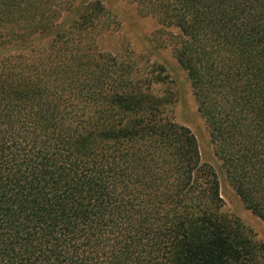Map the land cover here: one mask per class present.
I'll list each match as a JSON object with an SVG mask.
<instances>
[{"label":"trees","instance_id":"obj_1","mask_svg":"<svg viewBox=\"0 0 264 264\" xmlns=\"http://www.w3.org/2000/svg\"><path fill=\"white\" fill-rule=\"evenodd\" d=\"M146 1L179 30L214 154L264 222V0ZM108 15L99 1L0 0V264H264L155 89L164 70L139 76L97 49Z\"/></svg>","mask_w":264,"mask_h":264},{"label":"rangeland","instance_id":"obj_2","mask_svg":"<svg viewBox=\"0 0 264 264\" xmlns=\"http://www.w3.org/2000/svg\"><path fill=\"white\" fill-rule=\"evenodd\" d=\"M84 1H99L109 13V27L94 39L100 52L121 61H132L139 76L144 77L153 67L164 70L165 81L155 89L160 90L161 96L169 95L171 104L168 109L174 122L190 130L197 142L200 163L211 166L216 173L222 199L220 214L242 231L264 259V222L245 209L229 185L222 164L214 154L206 124L197 111L186 73L175 59L179 30L159 23L149 6H144L146 0ZM76 16L75 10L62 15L61 26L68 25Z\"/></svg>","mask_w":264,"mask_h":264}]
</instances>
